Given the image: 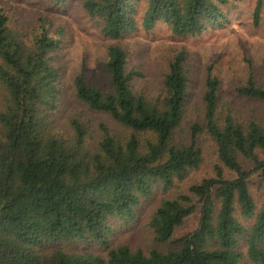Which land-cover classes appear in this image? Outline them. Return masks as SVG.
<instances>
[{
	"label": "trees",
	"instance_id": "1",
	"mask_svg": "<svg viewBox=\"0 0 264 264\" xmlns=\"http://www.w3.org/2000/svg\"><path fill=\"white\" fill-rule=\"evenodd\" d=\"M232 1L86 0L84 7L112 39L135 30L141 12L147 31L165 21L184 37L225 19ZM262 8L257 0L256 26ZM62 34L40 17L29 36L11 26L0 7V264L264 263V193L259 205L250 188L252 177L264 180V81L251 74L236 88L254 105L246 107L224 100L210 67L202 101L189 116L185 52L170 62L162 94L150 98L133 86L141 73L128 70L127 51L113 45L106 63L111 86L89 83L82 71L74 88L81 102L119 128L101 123L93 131L78 115L62 124ZM206 140L218 157L214 175L164 199L149 222L155 243L167 248L111 246L110 220L130 223L158 187L178 186L204 162ZM196 214V227L175 238ZM83 241L106 247V256L70 245Z\"/></svg>",
	"mask_w": 264,
	"mask_h": 264
},
{
	"label": "rangeland",
	"instance_id": "2",
	"mask_svg": "<svg viewBox=\"0 0 264 264\" xmlns=\"http://www.w3.org/2000/svg\"><path fill=\"white\" fill-rule=\"evenodd\" d=\"M85 1L64 0L61 4H55L54 0H0V7L8 16L9 24L29 36L38 31L40 17L51 21L54 32L63 29L58 51L63 89L59 115L62 124L69 121V116L78 115L90 121L93 131L97 130L101 123L119 128L109 115L93 111L81 102L76 97L74 88V79L82 71L89 83L104 89L111 86L106 63L109 49L113 45H121L127 51L128 70L141 73L134 78L133 86L135 90L150 98L162 94L170 62L177 53L185 52L192 98L189 116L192 115L193 104L202 101L210 67L221 82V93L225 101L233 102L235 99L246 107H254L237 94L236 88L245 84L251 74L258 82L264 81V0L258 26L254 24L253 17L257 0H233L225 9V19L212 23L201 34L175 36L165 21H159L147 31L142 24L141 12L136 29L119 39H112L103 34L101 22L89 16L84 7ZM145 7L143 5V13ZM204 151V162L198 169L190 171L184 180L176 182L178 186L168 192H164L162 186L158 187L154 196L143 202L133 221L125 223L119 219L110 220L113 227L110 235L111 246L128 245L133 250L144 251L153 246L167 248L155 243L149 222L164 199L174 197L178 192H187L192 183L214 175V168L218 164L214 144L206 140ZM226 175L235 177L228 169ZM250 188L260 205L264 193L262 177H252ZM198 219L197 214L188 218L177 228L175 238L192 231ZM70 245L103 256L107 254L106 247L95 241ZM240 264L256 263L245 258Z\"/></svg>",
	"mask_w": 264,
	"mask_h": 264
}]
</instances>
